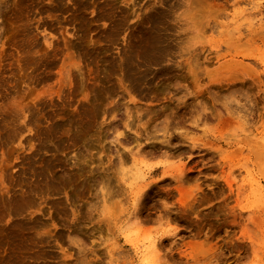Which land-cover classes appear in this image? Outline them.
Returning a JSON list of instances; mask_svg holds the SVG:
<instances>
[{"label": "rangeland", "instance_id": "obj_1", "mask_svg": "<svg viewBox=\"0 0 264 264\" xmlns=\"http://www.w3.org/2000/svg\"><path fill=\"white\" fill-rule=\"evenodd\" d=\"M2 43L0 264H264V0H0Z\"/></svg>", "mask_w": 264, "mask_h": 264}, {"label": "bare ground", "instance_id": "obj_2", "mask_svg": "<svg viewBox=\"0 0 264 264\" xmlns=\"http://www.w3.org/2000/svg\"><path fill=\"white\" fill-rule=\"evenodd\" d=\"M5 45H6L5 43H2V45L0 46V48H1V47H4ZM3 49H4V48H3ZM0 51H2V50H0ZM4 51H5V50H4ZM4 51L1 52V53L3 54ZM1 53H0V54H1ZM6 54H7V53H6ZM18 54H19V53H18ZM2 61H4V60H2ZM0 66H2V65H0ZM7 66H8V65H7ZM7 66H6V67H7ZM3 67H4V66H3ZM6 67H4V69H5ZM0 68H1V67H0ZM5 70L7 71V69H5ZM5 70L3 71V70L1 69L0 71H3V72L5 73ZM0 73H1V72H0ZM6 73H7V72H6ZM3 75H4V74H3ZM0 77H1V76H0ZM2 77H3V76H2ZM2 77H1L0 81H2ZM3 78H4V77H3ZM46 78H47V77H46ZM49 78H50V77H49ZM49 78H48V79H49ZM5 79H7V78H5ZM5 79H3V82H4ZM44 80H47V79H44ZM5 81H6V80H5ZM0 83H1V82H0ZM6 83H7V81H6ZM2 85H3V88H4V87H7V86H4V84H2ZM8 89H9V88H8ZM8 89H7V90H8ZM3 90H4V89H3ZM10 90H11V89H10ZM10 90H8V91L6 92V93H8V96H9V97L7 96L6 93L3 94V93L1 92L0 94H3V95L0 96V100H5V101H6V100H7V99H6L7 97H8V99H9V98H10L9 93H12L13 88H12L11 92H10ZM24 91H25V90H24ZM16 93H17V91H16ZM20 93H21V92H18L17 94L19 95ZM12 94L14 95V91H13ZM18 95H17V96H18ZM17 96H16V97H17ZM19 96H20V95H19ZM19 96H18V97H19ZM5 101H4V103H6V102H7V104L10 103V102H8V100H7L6 102H5ZM50 101H51V100H50ZM50 101H40V102H36V103H38L37 105H35L36 103H35V104L32 103V104H33V106H37V108L39 107V108H38V109H40L39 112L42 111V112L45 114V110H46V108H51V107L54 108V107L58 106V105H56L55 102H52V101L50 102ZM0 103H1V102H0ZM3 105H4V104H3ZM0 106H1V105H0ZM6 106H7V105H6ZM33 106H31V107H30V106H26L25 108L21 109V111H22L21 115L23 116V118H25V120L28 118V116H31V115H32L31 112L34 111V109H35ZM1 107H2V106H1ZM7 107H8V106H7ZM32 107H33L34 109H33ZM37 108H36V109H37ZM9 109H12V108H9ZM13 109H14V108H13ZM36 109H35V110H36ZM38 109H37V112H38ZM1 110H2V109H1ZM7 110H8V109H7ZM50 110H51V109H50ZM50 110L47 109L46 112H50ZM3 111L5 112V110H3ZM9 112L11 113V111H9ZM13 112H14V110H13ZM34 112H35V111H34ZM34 112H33V114H35ZM39 112H38V114H39ZM42 112H40V114H41ZM51 112H52V110H51ZM51 112H50V113H47V114L51 115ZM14 113H15V112H14ZM17 113H18V112H17ZM43 113H42V114H43ZM54 113H55V112H54ZM2 114H3V112H2ZM6 114H7V113H6ZM30 114H31V115H30ZM8 115H9V114H8ZM36 115H37V114H36ZM36 115H34V116H36ZM1 116H2V115H1ZM3 116H4V115H3ZM14 116H15V115H14ZM14 116H13V117H14ZM34 116H33V117H34ZM53 116L56 117L57 114H56V115H53ZM58 116H59V115H58ZM33 117H32V119H31V122H32V120H33ZM36 117H37V116H36ZM36 117H35V118H36ZM49 117H52V115L49 116ZM49 117H48V118H49ZM5 118H6V117H5ZM5 118H4V119H5ZM14 118H15V117H14ZM30 118H31V117H30ZM2 119H3V117H2ZM2 119H1L2 123L0 122L1 125H2L3 122H4ZM15 119H16V118H15ZM18 120H19V119H18ZM47 120H48V119H47ZM53 120H54V118H53ZM53 120H52V121H53ZM17 122H18V121H17ZM25 123H26V122H25ZM29 123H30V122H29ZM1 127H2V126H1ZM21 129H22V128H21ZM0 168H1V167H0ZM3 170H4V172H6V169H5V168H3ZM6 173H7V172H6ZM44 173H45V172H44ZM1 174H2V173H1ZM1 174H0V175H1ZM20 174H21V173H20ZM4 175H6V174L4 173ZM18 176H19V175H18ZM47 176H48V175H47ZM1 177H2V176H1ZM4 178H5V176H4ZM14 178H15V177H14ZM42 179H43V178H42ZM1 180H2V178H1ZM19 180H20V182H21V179H20V178H19ZM44 180H45V179H44ZM20 182H19V183H20ZM39 182H40V181H39ZM1 184H2V183H1ZM3 184H4V182H3ZM17 185H18V183H17ZM15 186H16V185H15ZM19 186H21V185H19ZM43 186H44V185H43ZM16 187H17V186H16ZM52 187H53V186H52ZM56 187H57V185H56ZM2 188H3V186H2ZM54 188H55V187H54ZM3 189H4V188H3ZM12 189H13V188H12ZM12 189H10L11 192H13V190H14V189H13V190H12ZM28 189H29V188H28ZM0 190H1V189H0ZM3 191H4V190H3ZM17 191H18V190H17ZM17 191H16V193H15V192H14V193L17 194ZM19 191H20V190H19ZM19 191H18V192H19ZM11 192H10V194H11ZM7 193H8V192H7ZM0 194H1V193H0ZM1 195H2V196L0 197V199H2V197H3V194H1ZM10 196H11V195H10ZM5 197H6V196L4 195V199H5ZM25 197H26V196H25ZM8 198H9V197H8ZM12 198H13V197H12ZM12 198L10 197V199H12ZM14 198L16 199V197H14ZM14 198H13V199H14ZM23 198H24V197H23ZM4 199H3V201H4ZM10 199H9V201H11ZM13 199H12V202H13ZM25 200H26V199H25ZM19 201H20V200H19ZM5 202H7V200H5ZM28 202H30V201H28ZM0 203H2V202H0ZM3 203H4V202H3ZM6 204H7V203H6ZM34 204H35V203H34ZM50 204H52V203L50 202ZM56 204H57V203H56ZM5 206H6V205H5ZM20 206H21V205H20ZM52 206H53V204H52ZM15 207H16V206H15ZM12 209H13V208H12ZM14 209H16V208H14ZM17 209H18V208H17ZM17 209H16V211H17ZM6 210H7V209H6ZM40 210H41V209H40ZM9 211L12 212L11 209H10ZM16 211L14 212L15 214H17L18 212L20 213V211H17V212H16ZM25 211H26V210H25ZM38 211H39V210H38ZM3 213H4V212H3ZM19 213H18V214H19ZM6 214H8V213H6ZM6 214H5V215H6ZM15 214L12 213V214H9V216H13V215H15ZM18 214H17V215H18ZM21 214H22V213H21ZM21 214H20V216H22ZM31 215H32V214H31ZM7 216H8V215H7ZM14 217H15V216H14ZM7 218H8V217H7ZM11 218H12V217H11ZM36 218H37V217H36ZM38 218H39V217H38ZM2 219H3V218H2ZM33 220H34V219H33ZM33 220H32L31 222H28V223H27V224H28L27 226H32V222L36 223V221H37L38 219H37V220L35 219L34 221H33ZM39 220H40V219H39ZM12 221H13V220H12ZM23 221H24V220H23ZM14 222H15V221L11 222V224L14 225V224H15ZM6 223H7V222H6ZM6 223H5V224H6ZM9 223H10V222H9ZM13 223H14V224H13ZM29 223H30V224H29ZM37 223H39V222L37 221ZM37 223H36V224H37ZM16 224L19 225V222H17ZM36 224H35V225H36ZM39 224H40V223H39ZM8 225H9V224H8ZM25 225H26V224H25ZM41 225H43V224H41ZM4 226H5V225H4ZM9 226H10V225H9ZM9 226H8L7 228H10ZM19 226H20V225H19ZM33 226H34V225H33ZM33 226H32L31 229H33V228L35 227V226H34V227H33ZM37 226H38V225H37ZM13 227H15V225H14ZM38 227H39V226H38ZM38 227H37V228H38ZM46 227H47V226H46ZM23 228H24V227H23ZM14 229H15V228H14ZM7 230H8V229H7ZM26 230H27V229H26ZM19 231H20V230H19ZM9 232H10V231H9ZM13 232H14V231H13ZM21 232H22V228H21ZM48 232H49V231H48ZM51 232H52V231H50V233H51ZM33 234H34V233H33ZM19 235H20V234H19ZM26 235H27V234H26ZM28 235H29V234H28ZM21 236H22V235H21ZM30 236H31V234H30ZM48 236H49V234H48ZM23 238H24V236H23ZM23 238H21V239H23ZM31 238H32V237H31ZM24 239H25V238H24ZM10 241H11V240H10ZM28 241H30V240H28ZM38 241H39V240H38ZM44 241H45V240H44ZM3 242H4V241H3ZM19 242H20V241H19ZM21 242H22V241H21ZM52 242H53V241H52ZM37 244H38V243H37ZM1 245H2V244H1ZM18 245H19V244H18ZM49 245H50V244H49ZM2 246H3V245H2ZM32 246H33V245H32ZM13 247H14V245H13ZM15 247H16V246H15ZM34 247H35V246H34ZM3 248H4V247H3ZM10 248H11V247H10ZM26 248H27V247H26ZM28 248H29V247H28ZM13 249H14V248H13ZM19 249H20V248H19ZM155 249H156V248H155ZM25 250H26V249H25ZM8 251H9V250H8ZM12 251H13V250H12ZM6 252H7V251H6ZM9 252H10V251H9ZM9 252H8V253H9ZM10 253H11V252H10ZM16 253H17V252H16ZM26 253H27V252H26ZM46 253H47V252H46ZM50 253H51V252H50ZM36 254H37V253H36ZM29 255H30V254H29ZM32 255H33V254H32ZM39 255H40V254H39ZM13 256H14V255H13ZM46 256H47V255H46ZM48 256H49V254H48ZM9 257H11V256H9ZM30 257H31V256H30ZM38 257H39V256H38ZM19 258H20V257H19ZM19 258H18V259H19ZM34 259H35V258H34ZM19 262H20V260H19ZM17 263H18V262H17Z\"/></svg>", "mask_w": 264, "mask_h": 264}]
</instances>
